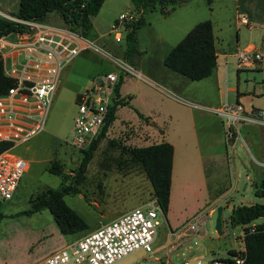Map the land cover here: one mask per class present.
Wrapping results in <instances>:
<instances>
[{
  "label": "rangeland",
  "instance_id": "obj_1",
  "mask_svg": "<svg viewBox=\"0 0 264 264\" xmlns=\"http://www.w3.org/2000/svg\"><path fill=\"white\" fill-rule=\"evenodd\" d=\"M131 5V0H104L98 13L90 20L93 27L88 33L93 31L95 34L90 38L87 36L96 49H87L63 69L44 130L12 150L27 162V166L13 197L1 199L0 213L4 217L0 221V257L19 264H32L61 246V241L73 237L60 233L48 209L25 213L31 206V200L47 188L61 189L74 184L79 192L64 195V200L89 227L109 222L99 216V210L106 201L113 203L115 208L130 209L154 198L151 183L141 167L131 162L129 155L122 151L123 147L156 142L158 128L153 126V131L148 119L135 123L140 119L138 113L150 115L169 137L175 134L188 142L193 141L196 147L205 146L206 149L214 146L220 149L217 130L220 131L223 124L219 116L211 111L218 99L216 86L209 84L211 78L188 80L182 76L185 83L180 89H174L163 84L159 76L162 70H169L163 63L164 56L199 21L213 19L215 43L220 49L231 51L236 36L232 20L234 4L224 0H215L211 4L207 0H188L184 6H172L170 2H165L163 7L167 13H162L159 2H156L155 9H147L142 14L143 23L137 28L132 42L126 38L130 25L126 28L120 25L122 37L116 40L111 26L119 14L130 9ZM17 8L18 0H0V12L4 14L14 16ZM135 14L138 18L139 13L135 11ZM46 21L63 24L58 13H51ZM256 29L241 32L242 44L246 41L259 45L264 30ZM13 37L8 36L9 39ZM116 61L130 66L142 77L124 71ZM108 71L121 76L124 84L122 94L127 103L118 106L116 118L99 140L86 171L76 183L83 152L67 141L71 137L77 109L76 92L90 84L95 75ZM235 154L239 177L235 180L228 155L227 178L219 182L224 188L220 190V186L217 187V192H220L217 197L223 193L220 198L196 210V201L190 190L186 197L187 205L183 197L172 209V228H169L165 216L159 214L152 252L137 249L113 264H182L185 260L193 262L197 258L207 263L210 259L222 260V256L231 251L241 252L244 227L230 223L231 209L239 204L261 203L264 198L254 193L255 182L260 180L252 183L249 180L252 173H249L248 179L245 177L246 168L241 166L240 159L250 166L251 155L241 142L237 144ZM215 205L216 210L213 209ZM218 206L223 207L221 234L215 230ZM197 214L203 215L204 222L199 233L179 232L183 224ZM261 221L264 218L255 220ZM87 232H80L79 238Z\"/></svg>",
  "mask_w": 264,
  "mask_h": 264
},
{
  "label": "built area",
  "instance_id": "obj_2",
  "mask_svg": "<svg viewBox=\"0 0 264 264\" xmlns=\"http://www.w3.org/2000/svg\"><path fill=\"white\" fill-rule=\"evenodd\" d=\"M0 15L27 27L0 36L2 69L5 76L13 80V85L0 93V143H10L0 152V200H8L13 197L27 166V162L12 150L44 130L63 69L82 52L96 49V45L80 32L63 25L22 20L2 12ZM136 19L135 11L119 14L111 26L115 39L122 37L120 25L126 28ZM241 22L247 23V19L242 17ZM10 35L14 36L13 39L8 38ZM236 58L237 65L243 67L261 60L262 53L254 49H239ZM116 63L124 71L142 77L130 66L119 61ZM118 80L119 75L114 71L99 73L76 94L77 109L71 137L67 140L73 148L87 149L99 134L112 105ZM185 102L200 107L197 103ZM211 111L222 120L224 147L231 159L237 144L244 141L238 127L240 123L261 126L264 134V108L246 109L240 102H223ZM159 214H163L160 204L152 198L114 220L100 222L96 229L52 252L37 264H113L137 249L152 252ZM260 223L251 222L245 226L249 227V232H254ZM203 224V215L197 214L187 220L179 232L198 234ZM241 252L236 256L230 255L227 261L224 260L226 258H215L204 263L197 258L193 262L185 260L182 264H242L245 255L244 250Z\"/></svg>",
  "mask_w": 264,
  "mask_h": 264
},
{
  "label": "trees",
  "instance_id": "obj_3",
  "mask_svg": "<svg viewBox=\"0 0 264 264\" xmlns=\"http://www.w3.org/2000/svg\"><path fill=\"white\" fill-rule=\"evenodd\" d=\"M185 0H131L134 10L139 13L136 21L130 24L126 38L128 42L135 39L137 28L143 23L142 14L145 10L156 8V2L160 4V11L167 13L163 5L170 2L172 6ZM214 0H207L211 4ZM104 0H18V8L14 16L22 20H36L47 22L51 13H58L63 21V26L78 31L88 36L91 27V17L95 16ZM27 27L22 23L12 21L0 15V36L15 31L25 30ZM217 53L212 35L210 21H202L191 28L185 36L175 44L163 59L164 65L186 77L189 80H201L211 75L216 66ZM122 78L119 76L115 89L112 105L109 108L108 116L99 134L92 141L90 146L81 150L83 152L76 183H79L87 165L92 158L93 151L97 148L99 140L104 136L107 128L116 118L118 106L125 105L127 100L119 95V87ZM13 85V80L5 76L0 61V93H4ZM139 117L146 120L143 114ZM10 143H0V152L8 148ZM122 151L129 155L131 162L139 165L151 183L153 197L160 204L163 215L166 217L170 200V188L172 180L173 146L168 141H161L143 146L123 147ZM255 182L254 193L256 196L264 197V177ZM79 189L73 185H66L61 189L47 188L37 194L31 200L30 208L25 211L27 214L48 209L63 235H73L86 230L87 224L64 200V195L78 193ZM1 203V200H0ZM4 217L0 213V221ZM264 217V202L252 204H239L232 207L230 212V223L234 226H241L251 223L253 220ZM245 235L244 255L242 264H264V222L256 226V231L249 232V227L244 226ZM242 252L231 251V256ZM224 260H229L228 258ZM233 262V261H232Z\"/></svg>",
  "mask_w": 264,
  "mask_h": 264
},
{
  "label": "crops",
  "instance_id": "obj_4",
  "mask_svg": "<svg viewBox=\"0 0 264 264\" xmlns=\"http://www.w3.org/2000/svg\"><path fill=\"white\" fill-rule=\"evenodd\" d=\"M187 1L188 0L180 2L178 5L184 6ZM224 2H228L229 4L233 3L235 6V15H234V19L232 20L235 24L236 36L234 40V47L231 51H225L223 49H220V47H218V45L215 43L216 40L214 33L215 25H214V21H212L213 19L203 20V21H210L212 25V35L214 38V43L217 53L216 66L213 69L211 75L206 77V78H211L209 84L212 83L214 86H216L218 90V99L215 102V105H213V107L219 106L223 102H228V103L240 102L245 106L246 109H250L253 107L264 108V44H263L264 32L261 37V42L258 43L259 45L254 44L252 42L245 41V43L243 44L241 42V34H242L241 32H247V31L251 32L255 28L257 29L260 28L264 30V0H224ZM127 11H135L133 4L130 6V9H128ZM242 17H245L247 19V23L241 22ZM197 23H195L191 28H193ZM91 27H93V24H91ZM94 34L95 33L92 31V33L90 34L88 33V37L90 38V35L92 36ZM239 49H254L256 51H259L262 53V59L250 63L246 66L239 67L237 65V58H236V52ZM84 52H82L81 54H84ZM179 75L178 73L176 74V72L170 69L162 70L159 79L161 80V82H163V84L171 88L180 89L185 83L184 78L186 77L183 76L184 77L183 78L182 75L181 76ZM86 86H84V88ZM123 86L124 84L122 81L119 87V95L121 98L124 97L122 94L124 91ZM80 91L81 90H78L76 94L79 93ZM144 116L147 117V119L149 120L148 125H150L152 129L154 128L153 126L158 128L157 130L158 134L156 136L155 143L165 140L170 142L174 149L173 162H172L170 200H169L168 212L165 217L169 228H172L173 225V222L171 220L172 209L179 204L178 201L181 200V198L183 197L185 199L184 203L187 205L186 197L188 196L190 190L192 191L191 192L192 198H194L196 201L195 202L196 210L202 208L203 206H206V204L215 202L218 198H220V196H222L223 193L219 195V197H217L218 194L220 193L219 191L217 192V187L220 186L221 188L220 190H223L224 185L223 184L221 185V183L219 182H222L227 178V174H228L227 171L229 164L228 156L224 147V137H223L224 129L223 127H221L220 131L217 130L219 142H221L220 149L218 150V148L216 149L214 146H208L205 149V146L204 148L202 147L200 148L199 146L196 147L193 141L190 140V142H188L187 140H183L182 137H179L178 135L174 134L171 137H169V134L166 131H164L162 127L156 125V121L150 115H144ZM141 119L142 118L138 119L135 123H139ZM238 127L240 134L244 139L243 142L242 141L240 142L243 146H245L246 151H248L249 154L251 155L250 166H247L245 162L240 159L241 166L246 168V173H245L246 179L250 177L249 173H252V177L249 178V180H251L253 183V181L259 180L260 178L264 177L263 129L261 126L250 123H240ZM231 162L233 166L234 178L236 180L238 179L239 175L237 173L235 159L234 158L231 159ZM96 205L99 204L97 203ZM113 206H114L113 203L107 201L104 202L102 208H100L99 210V216L101 218H106L108 221H111L119 217L120 215L132 210L133 208L138 207L137 205L130 209H126V208L118 209ZM222 211H223V207H222ZM260 218H264V217H260ZM255 220H253L252 222L260 223V222H255ZM245 225H241L240 227L243 228ZM98 226L99 225H94L89 227V225H87L85 231H88L87 233H89L94 229H96ZM222 228H223V224L221 226V233L223 232ZM243 237L244 235L242 232V237H241L242 247L240 248V251H243L245 249ZM77 238H79V233L73 234L72 238L67 239V241H61L62 242L60 243L62 244L61 246L55 248L54 250H52L50 253L46 254L42 258L35 260L32 264H37L40 260L48 256L52 252L64 247L66 244ZM230 248H234V247L231 246ZM229 256L230 254H226L222 257L227 258ZM0 264H19V263L10 259L6 260L5 258L0 257Z\"/></svg>",
  "mask_w": 264,
  "mask_h": 264
},
{
  "label": "water",
  "instance_id": "obj_5",
  "mask_svg": "<svg viewBox=\"0 0 264 264\" xmlns=\"http://www.w3.org/2000/svg\"><path fill=\"white\" fill-rule=\"evenodd\" d=\"M222 207L218 206L217 208V216H216V221H215V230L218 234H221V226H222Z\"/></svg>",
  "mask_w": 264,
  "mask_h": 264
}]
</instances>
